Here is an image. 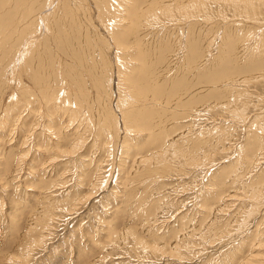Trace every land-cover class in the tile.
<instances>
[{
  "label": "rangeland",
  "instance_id": "obj_1",
  "mask_svg": "<svg viewBox=\"0 0 264 264\" xmlns=\"http://www.w3.org/2000/svg\"><path fill=\"white\" fill-rule=\"evenodd\" d=\"M207 4L206 10H189L197 11L194 15H205L206 22L213 27L212 32L196 29L197 35L193 38L197 39H193V42L196 40L198 42L196 41V46L193 45V50L192 45L185 39L186 36H181L179 43L177 38L171 36L176 32L178 27L176 25L173 27L166 25L165 31L170 33L167 37L160 38V42L157 43H164L169 37L174 40L171 44L172 62L167 60L166 68L159 77L161 82L171 86L172 92H191L197 96L206 88L211 87L210 89L214 90L210 103L213 105L215 103V106L210 109L207 105L206 110L199 113L200 115L183 120L181 117L188 113L186 115L179 113L183 105L178 103L180 107L177 106L179 108L174 110L179 116L174 124L178 125L180 122L183 123L182 120H188L192 126L190 129L186 126L185 135L179 132L182 127L173 128L172 133L182 146L177 147L176 151L182 152L183 149L192 151L190 146L196 145L197 147H193L195 151L193 153L202 156L205 152L204 154H210L212 157L197 168L185 165L184 170L177 175L171 170L164 171L166 178L162 182L146 179L137 185L139 180L145 177L142 173L137 177L139 171L134 172L138 159L152 152L149 150L154 146V137L144 136L140 146L136 145L139 140H135L134 137L132 138L134 141L126 139L123 142L121 118L117 114L113 119L116 124L118 122V129L115 133L109 130L110 134L107 133L106 136L99 117L95 118L93 115L95 105H88L86 108L93 110L88 112L93 119L86 121L75 117L69 121L66 108L65 111L56 110V113L54 108L50 107L49 110V106L43 103L39 109H35V115L26 117L22 131L16 127V132L19 130L17 133L19 137L20 131L25 132L34 126L31 122L36 123L34 131L36 130L37 145L35 142L34 145L37 146V150L32 144L27 148L28 144L25 147L21 146L25 148L24 150L18 149L17 138L14 139L15 142L8 144L6 133L0 131L2 137L0 140H3L2 143L0 141V264H244L250 255L264 257V246L260 247L264 243V197L256 200L257 203L256 198H251V201L247 194L254 189L251 182H255L254 184L260 182L258 184L264 187V79L261 77L250 83L243 82L242 79L240 82H233L234 84L230 81L213 85L205 83L217 82L215 77L219 75L225 78L236 75L242 77L248 74L250 68L256 70V73H264V55L261 54L264 50L244 61L242 57L238 59L232 55L235 51L238 53L237 43L234 45L232 43L233 47L226 52L222 46L219 47L220 44L217 42L219 37L215 36L219 28L222 32V27L225 30L226 26L232 25L240 39L242 35L249 36V40L244 42L248 43V46L244 47L246 53L252 48L254 51L260 46V49L264 48V38L262 36L261 44L258 39L261 34L257 32L259 24L264 26V7L258 4L252 11L243 8L242 11L226 2ZM188 6L190 5L163 15L160 20L172 19L182 29L189 30L190 23L196 21L190 22L192 17L185 16L184 10ZM252 14L254 21L249 18ZM170 22L171 20L168 23ZM200 35L202 38L206 37V40H203L204 46L198 39ZM207 39L210 41L209 44ZM123 52L126 56L130 54L134 57L127 49H123ZM110 57L113 62L115 58L112 55ZM224 58V64L217 62L218 59ZM67 62L65 60L64 63ZM89 62L86 59L84 65L87 66ZM151 62L152 66L143 72L141 78L149 77L160 65L159 61ZM252 63L254 67H250ZM115 66L117 71L116 63ZM210 66L213 73L207 75L204 70ZM223 66H225L223 72L212 75L219 69L223 70ZM228 73H233L234 76H226ZM88 74L87 80L95 81L91 76L92 72ZM136 76L137 73L133 75L134 79ZM89 88L80 91L88 96L97 95L95 87ZM121 91L116 89L112 97L115 98L117 95L119 98L125 94L123 95L125 98L122 96L123 99L121 97L119 99L129 98L127 97L129 91ZM106 95L109 100L110 96ZM110 101L107 109L113 114L112 108L117 107ZM240 110L243 111V115L240 114ZM235 112H239L240 115L231 116ZM244 116L247 119L242 121L240 118ZM51 119L54 122H50ZM12 125L9 129H12ZM47 125H50L51 131L47 129ZM64 125L68 128H64ZM53 130H57L56 132L61 130L59 132L62 135L61 140L50 136ZM28 134L29 131L27 136ZM187 136L194 137L193 144H188ZM76 139L82 142L81 150L68 157L65 154L61 156L62 152L58 150H66ZM162 139L161 141L164 140ZM135 141L136 144L133 145ZM165 143L168 145L169 141ZM28 148L30 153L23 161L25 164H19V167L17 156ZM172 148L174 147H168L167 158L175 150ZM56 156L55 162L50 160ZM172 161L176 167L180 163V158ZM5 162L12 163V166L10 165L12 168H8ZM120 162L123 164L122 167ZM126 171L130 172L127 174ZM255 202L257 207L252 209ZM39 219L40 221L50 219L44 220L50 222L42 228ZM130 232L133 234H129ZM133 236L151 245L164 246L167 250L175 249L178 255L151 253L136 246L133 243ZM183 240L187 246L179 245ZM261 264H264V260Z\"/></svg>",
  "mask_w": 264,
  "mask_h": 264
},
{
  "label": "bare ground",
  "instance_id": "obj_2",
  "mask_svg": "<svg viewBox=\"0 0 264 264\" xmlns=\"http://www.w3.org/2000/svg\"><path fill=\"white\" fill-rule=\"evenodd\" d=\"M208 2H211L212 4H218L220 2L230 3L242 11L243 9L252 11L258 4L264 7V0H0V131L3 130L4 133H6V140L9 142L8 144H12V141L17 138V141L19 142V145L16 143L18 149L22 150V147H25L26 144H28L26 145V148L32 144L35 146V150L38 149L35 142L37 140L35 134L36 130L34 131L36 123L31 122L34 126L27 129L25 132H21V129L25 125L27 120L26 117L34 114L35 109H39L43 103L49 106V110L50 107L54 108L55 112L56 110L57 112L60 111V109L65 111L66 108L65 112L68 111L67 118L69 121L75 117H80V119H85L86 121L93 119L92 115H88V112H92L93 110H90L89 108L86 109L88 105L92 106L93 104L95 105L93 115L95 118L99 117L98 120L101 122V125L104 126L105 130H103V133H105L106 136L107 133L110 134L109 130L112 131V133H115L118 129V122L116 124L113 119L117 114L121 118L123 142L126 139L132 140L134 137L135 140L139 141L137 144L135 141L133 145H139L142 141H144L143 138H147V136L154 137V146L149 150L152 152L148 155L141 156L139 159L137 158L139 162L134 172L137 173V171H139L137 177L140 176L141 173L145 174V177H142L139 182L137 181V185L146 179L162 182L166 178L164 174L168 170H171L174 175H177L180 171L184 170L185 165H192L196 168L199 165H204L206 160L210 159L212 156H209L210 154H204L205 152H203L202 156H198L193 153L195 152L193 151V147H197L196 145L190 146L192 147L190 148L192 151H188L187 149H183L182 152L176 151L177 147L182 146L181 144H178V141L175 138L176 136L174 137L172 133L173 128L182 127L183 129L179 132H182V134L185 135L186 128L188 127L190 129L192 125L190 124L191 122H188V120L183 121L184 119L190 116L200 115L199 113L206 110L207 105L210 106V109L215 106V103L214 105L213 103H210L212 101L211 99H213L212 93L214 90L212 91L210 89L211 87L206 88L203 93L197 94V96H195L196 93L191 92H172L170 90L171 86L165 85L159 80V77L166 68L167 60L172 62L173 53L171 52V44H173L174 40L169 37V39L167 38L168 41L171 40L169 42L165 40V42L163 41L164 43L161 42L160 44L157 43V41L160 42V38L167 37L169 35L170 32L165 31L166 25H169L170 27L176 25L178 26L176 27V32H173L174 34L171 36L173 38H177L178 43L181 41V36H186V38H184L192 45L193 50V45L198 42V40H196L197 42H193V39H197L193 38L197 35L196 29L202 32H212L211 30L213 27L211 25L209 26L206 22L205 15H194L197 11L192 12L189 10H206ZM185 5H190L184 10L186 13L185 16L192 17L190 22L196 21L190 23L189 30L182 29L180 25L174 23L172 19H166V21L160 20L161 16L170 14L175 10H180ZM253 16L254 14L250 15L249 18L254 21ZM201 17L204 18L202 19ZM170 20L171 22L168 23ZM257 27V29H259L257 32L261 34L258 39L261 42L262 36L264 38V34H262L264 26L259 24ZM215 36L219 37V40H216L220 44L219 47L222 46L221 48H223L226 52L229 48H232L235 43H237L236 47H239L237 50L238 53L235 51L232 55L238 59L242 57L244 61L245 59L248 60L253 57V55L260 54L259 52L264 50V48L260 49L261 46L256 51H254V48L251 50L247 48L249 51L246 53L244 47H247L248 43L244 44V42L249 40V36L242 35L240 39V37H238V33L235 32L232 25L226 26L225 30L224 27H222V32L219 28ZM198 39L201 40H199L200 44L204 46L206 37L202 38L200 35ZM207 42L209 44L210 41L207 39ZM232 43L233 45L231 46ZM123 49H127V51L133 54L134 57H131L130 54L126 56ZM109 53L113 56V58H115L113 62H111L112 58ZM209 53L210 51L208 54ZM261 54L264 55V51L261 52ZM86 59L90 61L87 66L84 65ZM65 60L68 61L66 64L64 63ZM151 61H159L160 65L155 69L154 73L149 75V77L147 76V78H141L143 72L152 66ZM217 62L224 64L225 58L223 60L218 59ZM115 63L117 64V71L115 69ZM252 64L253 65L250 67L255 66L254 63ZM137 65H139V67ZM210 68L212 67L210 66L204 70L207 75L213 73V68ZM224 69L225 66H223V70L219 69L212 75L220 74L224 71ZM230 70L231 69H229V72H231ZM88 72H92L93 75L91 74V76H93V80L95 79V81L92 82L87 80V76H89V74L87 75ZM136 73L138 76L134 79L133 75ZM228 75L234 76L233 73H228L226 76ZM261 77L264 79V73H256V70H251L250 68L248 74L242 75V77L236 75L234 77L225 78L224 76L219 75L215 77L217 82L205 83L207 85L223 84L228 81L235 83V81H239L241 79L243 82L250 83L252 81L259 80ZM231 85L230 87H232ZM113 86L115 87L113 88ZM89 87H95L97 90V95L92 94L95 97L88 96L80 91L83 88ZM235 87L237 88V85ZM116 89L119 91L122 90L123 92L125 90L129 91V96H127L129 98H126V100L119 99L125 94H122L119 98L117 95L113 98V91L116 92ZM89 91L91 93V90ZM104 93L110 96V103L113 102L112 105L115 106L116 104V107L118 108H112L114 111H112L113 114H111L107 109V107H109V100L105 97ZM123 98L125 97L123 96ZM178 103L179 105H183L182 108H180L182 110L178 109L179 113H185L184 115L188 114L184 117L180 116L183 118V123L180 122L178 125H175L176 123L174 124V122L178 118L179 113H177L174 108L180 107ZM65 105L66 107H64ZM244 105L246 106V104ZM245 106L243 107L245 108ZM45 111H47V109ZM46 113H48V111ZM238 113H232L233 115L231 116H237ZM240 114L243 115V111H241ZM245 117L246 116L240 119H242V121L246 120L247 118ZM50 122L54 121L51 119ZM11 125L12 129H9ZM68 126L64 125V128L67 129ZM85 126H83V128ZM16 127L21 130L19 137L17 136L19 130L16 132ZM49 128L50 125H47V129ZM68 130H70V126ZM27 131H29L30 134H28V136ZM49 131L51 130L49 129ZM56 131L53 130L50 136H52L53 139L57 138L58 140H61L62 135L59 133L61 130H58L59 132ZM75 131L76 128L74 133ZM103 133L101 132V134ZM5 136H3V138ZM187 137L189 138L188 144H193L194 137ZM1 138L2 137L0 136V139ZM161 139L163 141H161ZM131 140L128 141L131 142ZM165 141H169V144L166 145ZM203 141L205 143L207 142L205 139ZM34 142L36 145H34ZM128 144H126V146L131 149ZM81 145L82 142L76 139L71 146L68 148L66 147V150H58L60 153L62 152V155H59L64 156L65 154L68 157L70 154L81 150ZM171 146H173L175 150L172 148L174 151L170 154L171 156L167 158L168 156H166V154L169 151L168 147ZM128 148H126L127 151ZM132 149L134 150V148ZM121 151L124 152L122 149ZM200 152L202 153V151ZM29 153L28 148L25 152L19 153L21 155H16L18 157V159H16L18 165L25 164L23 161L26 160ZM57 156L51 157L50 160L55 162ZM175 158H180V163H178V165L176 164V167L173 165L172 161ZM3 160L6 161V159ZM10 160L11 159H9V161ZM11 164H8L7 162L6 166L11 169ZM120 165L122 167L123 164L121 163ZM22 167L23 166H21V168ZM251 183L253 184V186H251L254 189H251V192L248 191V198L250 197V200L251 198H256L255 201L263 198L264 187L258 184L260 182L257 184H254L255 182ZM89 196L90 195H88L87 198H89ZM256 202L254 203L255 205H252V209L257 207ZM44 220L48 221L50 219ZM44 220L40 221L39 219V224L42 223V226H40L42 228H45L50 222H44ZM131 233L133 234V232H130L129 234ZM133 237V243L136 246H140L151 253L160 255L169 253L170 256L178 255V251L175 249H173L175 251L167 250L164 246L151 245L143 239L135 236ZM175 240L177 239L175 238ZM183 242L184 240L179 243V245L187 246V244H184ZM258 242L256 244H258ZM263 246L264 243L260 247L262 248ZM247 259L248 260L244 264H261L264 257L250 255Z\"/></svg>",
  "mask_w": 264,
  "mask_h": 264
}]
</instances>
